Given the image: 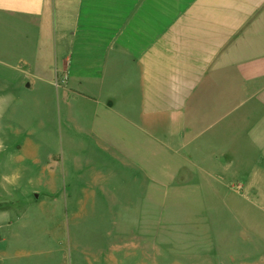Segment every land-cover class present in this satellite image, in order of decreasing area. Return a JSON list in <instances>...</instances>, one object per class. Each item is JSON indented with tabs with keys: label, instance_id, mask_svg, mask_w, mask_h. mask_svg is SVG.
Here are the masks:
<instances>
[{
	"label": "crops",
	"instance_id": "1",
	"mask_svg": "<svg viewBox=\"0 0 264 264\" xmlns=\"http://www.w3.org/2000/svg\"><path fill=\"white\" fill-rule=\"evenodd\" d=\"M2 17L30 27L31 50H0V109L33 96L48 135L78 138L83 197L190 186L222 213L221 234L190 225L196 264H264V0H0ZM54 164L30 176V201L52 191Z\"/></svg>",
	"mask_w": 264,
	"mask_h": 264
},
{
	"label": "rangeland",
	"instance_id": "2",
	"mask_svg": "<svg viewBox=\"0 0 264 264\" xmlns=\"http://www.w3.org/2000/svg\"><path fill=\"white\" fill-rule=\"evenodd\" d=\"M29 28L0 18V50L7 60L30 53ZM36 102L25 95L0 109V190L18 197L0 195V212L13 210L10 227L3 229L0 246H7V254L0 252V264H196L189 227L196 225L199 237L207 228L221 234V201L199 199L190 186L187 194H162L173 184L153 186L160 197L151 200L113 202L108 193L100 200L83 197L80 189L90 186L78 184L70 168L71 156L82 153L79 140L48 135L46 106ZM52 159L57 164L52 191L30 201V176L45 177L42 168ZM205 255L199 248L198 257Z\"/></svg>",
	"mask_w": 264,
	"mask_h": 264
},
{
	"label": "clouds",
	"instance_id": "3",
	"mask_svg": "<svg viewBox=\"0 0 264 264\" xmlns=\"http://www.w3.org/2000/svg\"><path fill=\"white\" fill-rule=\"evenodd\" d=\"M17 178H18V176L14 177V179H17ZM5 179H7V177H5Z\"/></svg>",
	"mask_w": 264,
	"mask_h": 264
}]
</instances>
